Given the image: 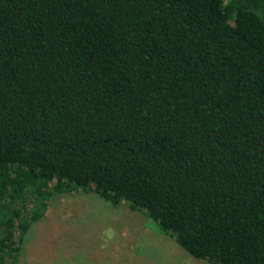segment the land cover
Listing matches in <instances>:
<instances>
[{
    "label": "trees",
    "instance_id": "obj_1",
    "mask_svg": "<svg viewBox=\"0 0 264 264\" xmlns=\"http://www.w3.org/2000/svg\"><path fill=\"white\" fill-rule=\"evenodd\" d=\"M79 189L264 264V0H0V264Z\"/></svg>",
    "mask_w": 264,
    "mask_h": 264
},
{
    "label": "rangeland",
    "instance_id": "obj_2",
    "mask_svg": "<svg viewBox=\"0 0 264 264\" xmlns=\"http://www.w3.org/2000/svg\"><path fill=\"white\" fill-rule=\"evenodd\" d=\"M7 264H211L188 254L142 210L92 190L52 193Z\"/></svg>",
    "mask_w": 264,
    "mask_h": 264
}]
</instances>
